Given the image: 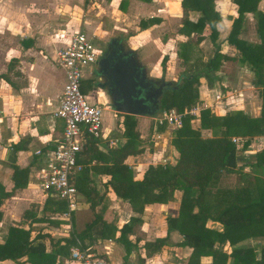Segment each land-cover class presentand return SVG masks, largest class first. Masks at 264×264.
<instances>
[{"label": "crops", "instance_id": "crops-1", "mask_svg": "<svg viewBox=\"0 0 264 264\" xmlns=\"http://www.w3.org/2000/svg\"><path fill=\"white\" fill-rule=\"evenodd\" d=\"M182 1L0 0V187L11 194L0 207V245H4L10 228L16 227L28 230L31 240L39 234L50 235L52 243L44 240L46 252H50L57 248L54 243L58 239H66L74 231L81 232L100 216L102 221L112 224L116 232L108 240H85L84 250L89 254L103 258L109 264L188 263L193 250L178 246L183 236L176 230L168 232L166 222L168 217L179 216L181 191H175L170 202L146 205L142 214H136L127 202L114 195L108 185L110 177L102 171V164L93 161L85 166L89 183H85V191L77 197L71 230L66 232V222L60 218L64 212H57L52 204L44 208L47 200L58 201L44 196L36 187L35 179L39 167L35 152L52 149L61 138L64 127L63 122L53 116L65 86L64 72L54 63L55 52L66 47L70 35L79 31L95 36L103 44L116 39L118 44L133 53L146 46V52L156 53L159 60L169 56L168 64L173 62V57L177 58L180 45L186 42L190 44V64L208 62L221 56L213 84L209 85L204 78L199 80L197 103L208 105L205 110L217 117L242 112L252 120L261 118L264 112V27L259 30L257 14L247 12L239 18L238 6L232 0H213L215 12L220 16L216 33L212 34L207 25L200 33L187 36L180 31L184 20L188 19L194 25L200 14L195 11L185 13ZM256 10L264 14V0H258ZM235 20L238 22L233 40L251 46L252 55L246 59L259 66L258 78L255 70L242 63L240 49L229 43ZM141 22L147 23L146 29H141ZM97 70V63L85 70L82 91L90 104L102 107V116L107 117L105 120L102 117V138L97 145L100 152H107L126 142L123 115L119 118V113L112 108ZM149 73L150 78L159 80L153 71ZM196 73L197 70L192 71V74ZM172 75L174 73L166 75L163 81H174ZM214 91L224 96L222 102L215 101ZM109 114L114 116L113 121L108 120ZM199 114L192 121L195 129L200 128ZM135 117L143 151L137 156H129L125 164L133 171L134 180L140 181L149 166H174L178 153L172 145L174 131L170 127L157 126L155 117ZM200 134L203 138L216 137L210 129H200ZM233 139L237 140L235 146L239 152L240 172L256 177L264 200V165L252 168V164L257 163V156L264 152V135H238ZM16 168L20 174H15ZM223 182V187L243 185L237 176L228 177ZM88 188L103 195L101 202L95 198L97 205L94 210L89 207ZM84 217H87L85 221ZM131 218L138 221L128 235L129 243L123 244L117 241L120 229ZM206 228L218 233L223 231L221 224L212 221L206 223ZM160 239L165 243L159 249L145 248L146 243ZM236 248H250L255 262H261L264 237L251 235L235 244L229 241L216 243L214 250L224 254L226 259L220 255L218 257L222 260L218 262L212 256H201L199 264H234L231 253ZM57 260L59 264H68L70 253ZM0 264L30 263L24 257Z\"/></svg>", "mask_w": 264, "mask_h": 264}, {"label": "trees", "instance_id": "trees-1", "mask_svg": "<svg viewBox=\"0 0 264 264\" xmlns=\"http://www.w3.org/2000/svg\"><path fill=\"white\" fill-rule=\"evenodd\" d=\"M238 6L239 18L244 13L254 12L258 17L259 30L264 27V14L256 10L258 0H232ZM182 9L184 12L195 11L200 14L196 24L188 19L184 20L183 34L190 36L191 33H200L207 25L212 34L216 33V25L220 16L215 12L213 0H183ZM237 20L234 21L233 30L229 37V43L240 49L243 59L242 63L249 65L259 77V66L248 61L246 56L252 55L249 44L235 42L233 40ZM141 29L147 28L146 22H141ZM189 42L180 45L179 57L188 63ZM221 56H217L208 62L187 64L188 77H182V84H176L168 89L162 99L160 112L175 110L178 113L188 111L198 103L199 80L206 79L212 85L214 73L221 65ZM253 59V58H251ZM164 62V61H163ZM264 63V60H262ZM197 70L198 73L192 74ZM257 84V82H254ZM81 92L82 85H81ZM194 118L184 116L182 126L173 132L172 145L178 153V159L174 166H149L145 171L142 180L135 181L133 171L125 164L129 156H137L142 153V142L136 130L137 120L135 116L123 115V137L126 142L116 148H110L107 152H100L97 145L98 140L89 139L84 151L78 156V163L84 166L76 181L77 197L85 191V183L88 180V168L86 165L97 161L102 164V171L110 177L108 185L114 195L127 202L131 210L136 214H142L146 205L158 203L166 204L173 199L175 191L182 192L179 216L168 217V232L178 231L183 236V241L178 244L180 247L191 248L192 254L187 264H199L201 256H212L215 261L220 262L226 259L224 254L214 250L215 244H223L229 241L235 244L251 235L264 237V200L257 187L255 176L243 174L238 167L239 152L232 137L246 134L264 135V112L257 120L249 119L242 112H233L223 117H217L209 110L200 112V128L192 126ZM161 126H166L163 124ZM163 129V127L161 128ZM200 129H210L216 137L203 138ZM246 147V146H245ZM257 163L252 168H259L264 165V152L257 156ZM17 168L15 174H20ZM237 176L242 186L223 187L224 179ZM16 178V177H15ZM85 186V187H84ZM16 187V186H15ZM87 193L89 207L94 210L96 200L101 202L100 196L94 189L88 188ZM86 195V194H85ZM11 196L5 193L0 187V207L4 200ZM95 196V197H94ZM95 198H97L95 200ZM56 206L59 213L66 212L67 206L64 202H51L47 200L46 205ZM194 209H197L194 212ZM73 214V213H72ZM2 213L0 211V220ZM138 219H130L120 229V236L117 241L128 242V235L132 226ZM208 221L219 223L223 226L221 233L206 228ZM116 228L97 216L88 223L81 232H72L69 237L60 238L55 243L56 249L46 252L44 240L52 243L53 238L49 235H37L31 240L30 232L21 228L12 227L4 245H0V263L6 260L16 261L26 258L30 264H59L57 259L60 256H68L72 247H80L84 250L85 240L104 241L113 237ZM63 242V245H61ZM79 242V243H78ZM165 240H156L154 243H146L145 248L159 249L164 245ZM80 244V245H79ZM126 246V245H125ZM222 258H219L220 256ZM234 264H264V253L262 261L255 262V255L250 248H236L231 253ZM124 264H127L126 262Z\"/></svg>", "mask_w": 264, "mask_h": 264}, {"label": "built area", "instance_id": "built-area-1", "mask_svg": "<svg viewBox=\"0 0 264 264\" xmlns=\"http://www.w3.org/2000/svg\"><path fill=\"white\" fill-rule=\"evenodd\" d=\"M98 57L95 36L90 37L81 31L70 35L68 45L55 52L54 63L64 72L65 86L53 116L60 119L64 127L61 138L52 149L35 152L39 158L36 187L47 198L66 204L67 210L60 216L66 222V232L71 230L72 213L77 208V177L84 168L78 163V156L84 151L89 139L99 141L102 138V107L90 104L81 92L84 72L98 62ZM213 95L218 103L224 99L216 91ZM208 107L200 102L183 113L165 111L160 117V114L155 117L154 122L157 126L166 124L175 131L181 128L184 116L195 119L199 112ZM232 142L235 144L237 140L233 139ZM68 264L109 263L76 246L70 249Z\"/></svg>", "mask_w": 264, "mask_h": 264}, {"label": "water", "instance_id": "water-1", "mask_svg": "<svg viewBox=\"0 0 264 264\" xmlns=\"http://www.w3.org/2000/svg\"><path fill=\"white\" fill-rule=\"evenodd\" d=\"M113 44H118L116 39L111 40L109 45ZM113 58L115 59L112 61ZM136 60L138 61L139 58ZM126 62L112 55H103L97 63V74L100 78L106 79L102 87L106 90L112 108L115 112L123 115L156 117L164 93L174 87L171 83L163 80L160 81L157 88L152 83L146 82L147 71L145 68L143 69V79L138 80L135 75L141 63L138 61L132 67ZM106 84L110 85L107 89ZM149 104L153 108L150 109Z\"/></svg>", "mask_w": 264, "mask_h": 264}, {"label": "rangeland", "instance_id": "rangeland-1", "mask_svg": "<svg viewBox=\"0 0 264 264\" xmlns=\"http://www.w3.org/2000/svg\"><path fill=\"white\" fill-rule=\"evenodd\" d=\"M177 27V26H176ZM175 26L173 27V30H174ZM124 39V38H122ZM107 43V42H106ZM106 43H101L98 38L96 39V48L98 49V52H99V57H98V60L102 57V54H103V47H105L107 44ZM147 50V47L144 46V47H140L139 49H137L135 51L136 53V56L139 58V61L140 63L142 64V66H144L148 72V74L150 75L149 71H153V75H156L157 78L159 77V80L157 79V81H161V80H164V77L166 75H170V73H174V78L175 80L174 81H169L168 82H173L174 84H182L183 81H182V77L184 76L185 77H188L190 75L189 71H187L188 69V65L190 62H189V59L190 56H187L188 57V63L185 64L184 62V59L179 57V55L177 54V58L173 57V62L169 63L168 64V61H169V56H167L168 59L166 58H162L161 60H159L158 58V55L154 52H146ZM177 52H179V48L177 50ZM188 52H189V48H188ZM164 61V62H163ZM159 64V65H158ZM168 67L172 68L171 70L169 69L168 70ZM150 78V77H149ZM174 86V85H173ZM199 86H197L198 88ZM161 105V103H160ZM160 114V115H159ZM161 112L159 110V112L156 114V117L159 115V117L161 116ZM123 114H118L117 116L120 118L122 117ZM105 120V116H102ZM113 115L112 114H109V117H108V120L109 121H113ZM193 128H194V125H192ZM87 219V217H84L83 221H85Z\"/></svg>", "mask_w": 264, "mask_h": 264}, {"label": "flooded vegetation", "instance_id": "flooded-vegetation-1", "mask_svg": "<svg viewBox=\"0 0 264 264\" xmlns=\"http://www.w3.org/2000/svg\"><path fill=\"white\" fill-rule=\"evenodd\" d=\"M110 42L103 48V55L105 56H109V55H112L113 57H116V58H119V59H122V61H127L126 63L128 65H131L132 67L134 66V64L136 62H138L136 59L138 58L135 53H133L132 51H130L129 49H126L124 46L120 45V44H113V45H109ZM115 58L112 59V61L114 60ZM131 59V61H130ZM100 60V59H99ZM98 60V61H99ZM98 63V62H97ZM140 63V61H139ZM143 69L144 67L142 66H139L137 68V72H136V75L135 77L138 79V80H142L143 79ZM102 79V78H101ZM153 81V82H150V81ZM102 84H104L106 82V79H102ZM146 82H149V83H152L156 88L159 87L160 83L159 81H157L156 79H152V78H149L148 74H146V79H145ZM151 84V85H152ZM173 86V85H172ZM107 87H110V85L106 84V89ZM148 104V103H147ZM149 107L150 109L153 108L151 104H149Z\"/></svg>", "mask_w": 264, "mask_h": 264}]
</instances>
